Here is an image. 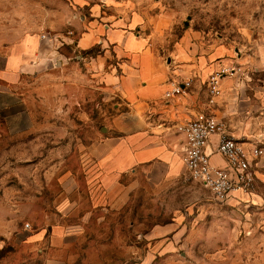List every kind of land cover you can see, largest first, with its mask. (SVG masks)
Masks as SVG:
<instances>
[{
  "label": "rangeland",
  "instance_id": "obj_1",
  "mask_svg": "<svg viewBox=\"0 0 264 264\" xmlns=\"http://www.w3.org/2000/svg\"><path fill=\"white\" fill-rule=\"evenodd\" d=\"M107 1L126 14V28L138 20L131 31L150 57L180 79L200 78L202 100L215 64L239 65L222 80L219 114L237 137L264 146V0ZM66 2L0 0V23L53 10L59 23ZM89 20L71 16L59 29L77 35ZM100 56L98 71L91 62ZM60 58L44 78L26 79L21 114H0V264H264V155L256 190L226 203L158 167L150 178L140 167L103 181L99 143L119 134L116 119L137 120L124 72H112L118 58L97 47Z\"/></svg>",
  "mask_w": 264,
  "mask_h": 264
},
{
  "label": "crops",
  "instance_id": "obj_2",
  "mask_svg": "<svg viewBox=\"0 0 264 264\" xmlns=\"http://www.w3.org/2000/svg\"><path fill=\"white\" fill-rule=\"evenodd\" d=\"M64 10L66 15L59 23L53 18L57 16L56 10L47 12L46 17L40 13L21 12L19 15L22 17L14 26L0 23V114H21L20 108H25L26 102V92L21 89L26 79L44 78L51 71L52 62H66H62L61 58L55 59L57 51H88L97 47L118 58L112 72L115 66L123 70L120 86L131 102L129 105H132L130 117L137 119L136 122L122 117L116 119L115 128L119 134H112L99 143L97 157L100 158L102 171L106 172L103 181L115 182L123 174L140 167L148 169L149 178L155 175L157 167L161 168L159 174L168 179L185 174L180 151L182 136L177 133L176 124L188 121L204 107L207 95L202 100L195 90L200 78L194 81L190 93L167 97L166 93L172 90L175 81L186 80L191 75L180 79L169 71V66L159 64L147 54L144 41L131 31L138 22L136 18H132L129 28H126V14L120 13L121 8H114L107 0H68ZM71 16L81 21L90 19V22L87 26L78 22L77 35L71 31L61 32L60 26ZM47 27L59 29L56 31L58 34L47 31ZM45 32L56 35L58 40L50 37L43 39L41 35ZM62 57L71 58L67 54H62ZM106 62V57L100 56L93 59L91 65L100 71ZM224 65L227 64H215L211 74ZM180 70L188 72V69ZM201 70L202 67L193 65L195 74H202ZM53 76L54 81L57 80V76ZM219 104L220 100L215 110L222 117ZM142 111L146 113L144 119L138 118Z\"/></svg>",
  "mask_w": 264,
  "mask_h": 264
},
{
  "label": "built area",
  "instance_id": "obj_3",
  "mask_svg": "<svg viewBox=\"0 0 264 264\" xmlns=\"http://www.w3.org/2000/svg\"><path fill=\"white\" fill-rule=\"evenodd\" d=\"M43 39L55 35L43 33ZM242 70L239 65H224L211 74L204 108L191 119L176 124L182 136V153L186 178L208 189L217 202L226 203L237 195L252 194L258 186L257 167L264 155L263 143H249L230 130L224 117L218 116L216 107L223 94L222 80ZM194 79L175 81L167 97L188 94Z\"/></svg>",
  "mask_w": 264,
  "mask_h": 264
}]
</instances>
